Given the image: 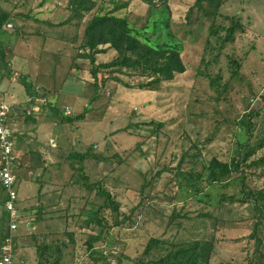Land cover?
<instances>
[{"label":"rangeland","instance_id":"1","mask_svg":"<svg viewBox=\"0 0 264 264\" xmlns=\"http://www.w3.org/2000/svg\"><path fill=\"white\" fill-rule=\"evenodd\" d=\"M92 1L79 18L67 0H0V99L26 196L13 264H155L185 250L184 264L195 246L199 264H264V0H169L168 28L149 37L177 43L185 71L148 89L128 70L92 78L84 28L96 13L141 27L160 2ZM230 18L242 29L220 46ZM98 50L96 64L117 56ZM213 159L239 170L217 180ZM71 164L118 209L101 207ZM3 201L0 187V240ZM151 238L160 243L144 254Z\"/></svg>","mask_w":264,"mask_h":264},{"label":"trees","instance_id":"2","mask_svg":"<svg viewBox=\"0 0 264 264\" xmlns=\"http://www.w3.org/2000/svg\"><path fill=\"white\" fill-rule=\"evenodd\" d=\"M141 1L151 6L155 5L153 3L154 0ZM158 1L160 2L158 18L153 19L151 22L147 19L146 24L141 27H135L130 24L126 17H117L112 14L96 13L91 18L87 26L84 28L83 47L88 51L86 58L89 59V62L92 65V78L96 79L98 70L101 68L128 70L133 71L142 77L148 78V81L145 84L138 86L140 89H148L154 85H158L162 81L172 80L174 74L183 73L185 71V66L180 58V47L177 43L167 41L156 42L149 37V32H154L160 28H168L169 0ZM202 1L203 0H195L193 6L201 7ZM67 2L72 15L79 18H83L84 14L89 13L95 7L92 0H67ZM163 16L166 19L165 21L162 19ZM241 29L242 25L234 18H230V24L227 27L222 26L217 29L224 32V35L220 38V46H223L225 43H232L234 41L235 32L240 31ZM100 45H108V48L114 50L117 56L108 63L96 64L95 55L104 52V50H98V46ZM23 85L26 93L30 97L34 96V93L30 91L29 84L24 82ZM88 150L85 153H74L71 155V159L77 160V163L81 164L87 156ZM259 161L264 164V157ZM71 167L80 171L79 175L83 180V186L86 189L95 191V194L98 197L103 198L101 207L110 208L112 210L118 209V204L111 198L109 192L102 188L99 182H90L88 176L83 173V167L81 165H78L77 167L76 165L71 164ZM208 170L211 171L218 180L223 176L229 175L233 171L239 170V165L234 161L231 163H221L213 159L208 165ZM256 195L263 198L264 188L263 190L258 191ZM229 200H232V197L229 198ZM252 236L254 237V231L252 232ZM159 243L160 242L155 238L149 239L143 253H149L152 248ZM195 248L198 247L195 246L193 249L194 251L192 250L191 254L188 252L189 256L187 258L189 260L192 258L191 261L184 264H190V262H193V264H199L197 261L198 252H196ZM186 254L187 252L185 250L170 252L163 259L155 262V264H177V260Z\"/></svg>","mask_w":264,"mask_h":264},{"label":"built area","instance_id":"3","mask_svg":"<svg viewBox=\"0 0 264 264\" xmlns=\"http://www.w3.org/2000/svg\"><path fill=\"white\" fill-rule=\"evenodd\" d=\"M9 109V105L0 99V187L4 193L3 209L6 214V232L0 240V264H13L14 232L22 220V212L17 205L13 136L6 125Z\"/></svg>","mask_w":264,"mask_h":264},{"label":"crops","instance_id":"4","mask_svg":"<svg viewBox=\"0 0 264 264\" xmlns=\"http://www.w3.org/2000/svg\"><path fill=\"white\" fill-rule=\"evenodd\" d=\"M27 184H29V182L27 183ZM29 186H30V184H29ZM20 191L21 190H19V187H17V193H18V200H17V205H18V203H19V200H20V194L24 197V198H26V196H25V192L23 191V193H20ZM30 200L28 199V202H29ZM30 202H32V201H30ZM21 210V209H20ZM6 220V219H5Z\"/></svg>","mask_w":264,"mask_h":264}]
</instances>
